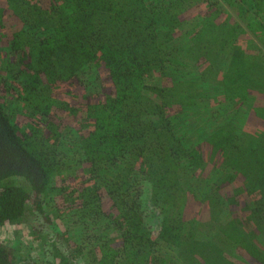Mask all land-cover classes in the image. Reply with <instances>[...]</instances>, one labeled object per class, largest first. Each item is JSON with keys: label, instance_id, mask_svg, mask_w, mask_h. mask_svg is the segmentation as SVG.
Masks as SVG:
<instances>
[{"label": "trees", "instance_id": "1", "mask_svg": "<svg viewBox=\"0 0 264 264\" xmlns=\"http://www.w3.org/2000/svg\"><path fill=\"white\" fill-rule=\"evenodd\" d=\"M24 216L64 246L21 264H264V0H0V226Z\"/></svg>", "mask_w": 264, "mask_h": 264}, {"label": "rangeland", "instance_id": "2", "mask_svg": "<svg viewBox=\"0 0 264 264\" xmlns=\"http://www.w3.org/2000/svg\"><path fill=\"white\" fill-rule=\"evenodd\" d=\"M218 110L225 111V114L233 112V108H230L229 104L221 103L216 108ZM249 114V113H248ZM239 116V114H237ZM147 184L143 183L142 197V216L146 225H150L152 229L157 230V225L160 220L159 215H155L156 207L147 198ZM233 187V185H232ZM223 191V189H222ZM196 203L193 201L192 204ZM196 207H194L195 209ZM188 209V213L193 216L198 214L200 217L204 215L205 211H196ZM201 214V215H200ZM195 216V215H194ZM258 240L264 241V236L259 235ZM0 241L10 245L14 249L16 264H21L17 259L23 260H40L50 257V250L53 245L58 246L63 250V243L60 241V237L55 235L49 228L48 224L44 222L40 217L31 218V216H24L19 221H15L10 224H4L0 226ZM79 264V263H70Z\"/></svg>", "mask_w": 264, "mask_h": 264}]
</instances>
